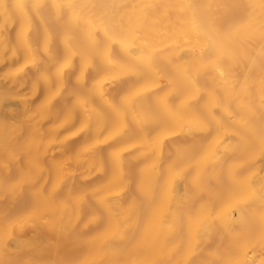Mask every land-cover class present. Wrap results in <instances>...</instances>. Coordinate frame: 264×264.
<instances>
[{"label": "bare ground", "instance_id": "6f19581e", "mask_svg": "<svg viewBox=\"0 0 264 264\" xmlns=\"http://www.w3.org/2000/svg\"><path fill=\"white\" fill-rule=\"evenodd\" d=\"M0 65V264H264V0H0Z\"/></svg>", "mask_w": 264, "mask_h": 264}, {"label": "rangeland", "instance_id": "374dc122", "mask_svg": "<svg viewBox=\"0 0 264 264\" xmlns=\"http://www.w3.org/2000/svg\"><path fill=\"white\" fill-rule=\"evenodd\" d=\"M2 66H3V65H0V70L2 69ZM22 87H25V86H22ZM23 90H26V89H23Z\"/></svg>", "mask_w": 264, "mask_h": 264}]
</instances>
